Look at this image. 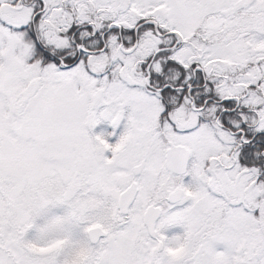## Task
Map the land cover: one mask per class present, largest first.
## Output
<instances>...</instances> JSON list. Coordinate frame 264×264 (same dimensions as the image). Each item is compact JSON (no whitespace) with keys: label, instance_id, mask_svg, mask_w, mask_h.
Returning <instances> with one entry per match:
<instances>
[{"label":"snow or ice","instance_id":"1","mask_svg":"<svg viewBox=\"0 0 264 264\" xmlns=\"http://www.w3.org/2000/svg\"><path fill=\"white\" fill-rule=\"evenodd\" d=\"M0 264H264V0H0Z\"/></svg>","mask_w":264,"mask_h":264},{"label":"rangeland","instance_id":"2","mask_svg":"<svg viewBox=\"0 0 264 264\" xmlns=\"http://www.w3.org/2000/svg\"><path fill=\"white\" fill-rule=\"evenodd\" d=\"M99 131V129H97Z\"/></svg>","mask_w":264,"mask_h":264},{"label":"flooded vegetation","instance_id":"3","mask_svg":"<svg viewBox=\"0 0 264 264\" xmlns=\"http://www.w3.org/2000/svg\"><path fill=\"white\" fill-rule=\"evenodd\" d=\"M98 131V130H97Z\"/></svg>","mask_w":264,"mask_h":264}]
</instances>
